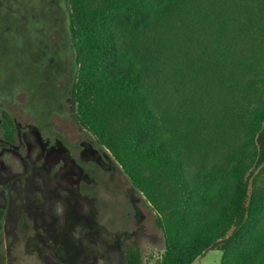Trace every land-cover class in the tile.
I'll use <instances>...</instances> for the list:
<instances>
[{"label":"trees","instance_id":"1","mask_svg":"<svg viewBox=\"0 0 264 264\" xmlns=\"http://www.w3.org/2000/svg\"><path fill=\"white\" fill-rule=\"evenodd\" d=\"M68 4L79 53L76 120L154 209L165 238L161 264H194L208 250L223 252L221 264H264V226L257 225L264 219V183L253 188L264 169V0ZM240 85L247 98L259 99L245 119ZM246 129L256 146L253 166L236 158L223 181L190 179L193 149L236 140ZM0 136L17 142L5 109ZM123 255L126 264H141L137 242Z\"/></svg>","mask_w":264,"mask_h":264},{"label":"rangeland","instance_id":"2","mask_svg":"<svg viewBox=\"0 0 264 264\" xmlns=\"http://www.w3.org/2000/svg\"><path fill=\"white\" fill-rule=\"evenodd\" d=\"M8 1L16 10L25 4L40 8L41 19H12L22 23L21 43L13 29L3 36L11 44L0 38V111L11 114L17 130L16 143L0 136V264H126L123 249L135 242L141 264H161L165 238L154 209L110 151L76 120L72 89L79 53L70 30L68 0L62 1V22L49 13L45 0H2ZM18 45L21 51L6 49ZM51 49L56 52V77L31 75L27 68L32 60L43 65ZM60 62L68 67L62 80ZM70 64L74 68L69 69ZM245 89L238 88L243 119L259 105L257 96H245ZM217 141L203 142L201 151L189 154L191 180L223 181L227 163L236 158L247 168L253 166L256 146L247 129L236 140ZM263 183L264 169L258 171L253 188ZM257 225L264 226V219ZM222 256L221 250H208L194 264H221Z\"/></svg>","mask_w":264,"mask_h":264},{"label":"flooded vegetation","instance_id":"3","mask_svg":"<svg viewBox=\"0 0 264 264\" xmlns=\"http://www.w3.org/2000/svg\"><path fill=\"white\" fill-rule=\"evenodd\" d=\"M45 1L48 2L45 4L47 7L46 9L49 11V13H51L53 15V18L56 21L62 22V20H64L66 18V10L64 9V7L62 5L63 0H45ZM0 4L5 9V10H3L4 12L0 11V38H1V41L3 42L6 40V43L11 44V42H9L8 38L3 37V36H4V34H7V32H9L11 34V31L13 29L16 32V35L18 34L17 40L20 41V43H21V39L23 38V36H19V34L22 35V33H23V32H20L21 31L20 25L22 23H20V22L19 23H13L12 19H16L18 21L25 20V21H28L30 23H34L36 20H37V22H39L41 19V16L39 14L40 8L35 10V9H32L31 5L28 6L27 4H25L24 8H22V9L20 8V9L16 10L12 6H10L9 1L7 3H4V2H2V0H0ZM12 12H15L16 14L13 15ZM62 14H63V18H62ZM14 16H18L19 18L14 17ZM31 16L33 18L35 17L34 21L31 20ZM57 46H58V44H57ZM57 46H56V48H57ZM34 47H35L34 50L37 51L38 50L37 45H34L33 48ZM0 49H1V45H0ZM6 49L9 50L10 52H12L14 50L15 51H21L22 48L20 45H18L16 47V49H14L13 47H7ZM55 53H56L55 50H52V49H51V51H48L46 54V57L43 60V65H41V63L36 61V59H33L31 62V66L27 68L29 73L31 75L36 74L37 76H41L42 74H46L48 78H50V77L54 78V76H55L54 72L56 71V61H55L56 54ZM34 61H36V62H34ZM59 65H61V62ZM61 67H62V69L61 70L59 69L57 71L61 72L60 79L62 80L64 77L63 75L64 74L66 75V70L68 69V67L63 68V64L61 65ZM70 67L72 69V68H74V65L70 64L69 69H70ZM67 72H68V70H67Z\"/></svg>","mask_w":264,"mask_h":264}]
</instances>
